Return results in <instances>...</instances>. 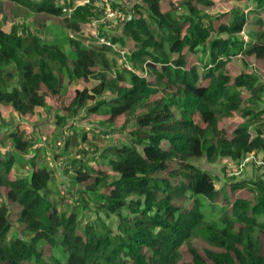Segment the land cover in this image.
Instances as JSON below:
<instances>
[{"label":"trees","instance_id":"trees-1","mask_svg":"<svg viewBox=\"0 0 264 264\" xmlns=\"http://www.w3.org/2000/svg\"><path fill=\"white\" fill-rule=\"evenodd\" d=\"M7 1L24 8L28 20L45 14L61 22L38 30L27 21L9 26L7 16L0 19V132L7 110L25 116L36 106L44 108L47 98L57 101L69 94L70 103L52 127L64 143H55L60 150L55 158L75 146L84 152L86 126L103 134L99 126L76 124L85 130L79 143L76 130H64L85 107L93 114L106 107L113 125L129 114L131 130L127 143L103 154L108 173L85 184L91 197L73 194L74 209L59 188L71 189L64 178L71 171L87 181V160L77 156L68 170L64 164L58 171L46 161L47 147L38 146L40 129L27 133L18 127L9 134L12 145L0 150V264H179L182 246L195 233L220 250L207 252L213 264L236 259L264 264V174L231 180L229 190L254 194L253 200L231 202L217 188L222 178L193 162L198 145L209 164L238 163L255 148L264 151V80L252 69L264 62V0H245L250 6L224 14L214 13L235 0H171L164 11V0H130L114 35L93 30L97 0L84 5L72 0L70 15L56 0ZM48 37L66 48L49 44ZM123 57L133 71L125 68ZM233 61L242 66L236 75L228 68ZM87 81L96 85H83ZM168 85L178 90L166 97L162 87ZM232 119L241 121L231 132L218 129L219 122ZM47 129L51 133L48 124ZM18 164L30 172L28 191L16 197V222L26 234L8 239L13 213L2 191ZM220 201H225L221 207ZM80 203L119 220L122 233L105 224L83 225ZM190 253L189 264H208L199 252Z\"/></svg>","mask_w":264,"mask_h":264},{"label":"rangeland","instance_id":"rangeland-1","mask_svg":"<svg viewBox=\"0 0 264 264\" xmlns=\"http://www.w3.org/2000/svg\"><path fill=\"white\" fill-rule=\"evenodd\" d=\"M98 1V0H97ZM120 1L121 0H113L111 2V5L114 8L120 7ZM130 1V0H129ZM136 4L140 0H133ZM171 0H164L160 5V10L164 11L167 10L168 5L166 2ZM72 2V0H71ZM99 2V1H98ZM131 2V1H130ZM131 6V5H130ZM243 7L246 8V6H250V2H246L245 0H235L231 1L229 5L227 6H221L218 7L215 10L214 14H224L229 11L232 7ZM27 11L11 2H8L7 0H0V19L3 16H7L10 24L13 22H20V21H27L28 23L35 24L36 28L38 30H43L46 26H50L51 24H59L61 22V18L51 17L48 15H36L34 18H30L29 20L26 18ZM66 14V13H65ZM68 15V14H66ZM97 21V28H94V32H100V30H105L107 32H110L109 34H117V31L120 28V24L112 22V21H105L103 11H99V17L96 20ZM49 38V37H48ZM46 41L49 44H54L56 46H59L61 49H65L61 42H59L56 39L49 38L46 39ZM229 70L234 74H238V72L241 70L242 66L239 62H231L228 66ZM252 69L257 72L261 76V78L264 80V62H256V66H252ZM9 70H11L9 68ZM9 85L11 86V81H8ZM77 83H75L72 88L73 90L77 88ZM83 85H87L89 88H92L96 85V82L94 81H87ZM178 90V86L176 85H168L165 87H162V91L166 95V97L171 96ZM72 98V94H69L67 97H60L55 100V98H47V103L44 108L41 107H35L33 109V112H30L26 114L25 116H22L20 113L14 111L13 109L7 110L5 112V122L1 125L3 129L0 132V150L6 151L9 149V147L12 145V141L9 138V134L13 132L18 127L21 129H25L27 133L32 132L35 129H40V133L43 135L44 139H47V151L46 152V161L49 163H52L53 168H59V170L63 171V165H67V170L70 168L71 162L77 157L80 156L81 158H85L88 162L86 165L87 168L90 170V176L87 181H79L80 175L71 171L70 174L66 175L64 173L65 180L68 181L70 184V194L73 196L75 193V196H81L82 198L89 199L91 196V193H88L86 191V185L88 182L92 181L96 176H103L107 174L106 167L108 165V161L103 158V154L109 150L110 148H113L114 146H122L125 143H127V140H129V131L131 130L130 123L127 125V120L129 119V114H126V116L119 119V121L116 124H109L107 122L108 120V109L106 107H103V109L100 110L99 113L93 114L88 111V108H83L78 112V115L76 116V122H74V126L70 125L68 128L66 127L64 130H71L73 129L77 131V135L79 137V143H81V138L83 135V129L79 128L77 125L82 124H92L93 126H99L103 130V134L100 132L94 134L91 131H88L89 127H86V131L88 134V140L83 144L84 152H82L78 147H72L68 150V152L64 153L62 156H59V158H55L54 152H59L60 150L55 149L54 145H59L61 142L62 145H64L63 141H61L59 138L60 130H56L53 133V126L54 122L56 121V115L58 114H64L62 111L63 109L68 106ZM262 107L264 108V102L262 103ZM33 107L30 105V109ZM74 118H70V122H73ZM240 119H232V120H225L222 122H219L217 124L218 129L222 130L223 128H226L228 132H231L237 123H239ZM47 124L51 128V133L48 132ZM77 124V125H76ZM127 125V129L123 130V125ZM81 125V126H82ZM72 126V127H71ZM70 132V131H69ZM201 137H204L206 132L201 131L200 132ZM42 143H40L38 146L41 147ZM44 146V143H43ZM88 150L89 152L85 151ZM56 150V151H55ZM95 153H91L94 152ZM197 155L196 158L193 160V162L202 167L205 170L211 171L219 177L222 178V181L217 184L218 189H224L229 197L231 202H234L236 199L242 197L246 199L253 200L254 194L249 191L245 190L243 193L241 191H232L229 190L230 188L227 186L231 180H244V179H253L255 176H262L264 174V169L262 165V161L264 158V151L260 150L258 148L253 149L250 153L246 155V157L238 162H217L215 164H209L206 159L203 157V155L199 152L200 147L198 145L197 147ZM85 152L87 154H85ZM32 156V155H31ZM43 152H40V158H42ZM86 156V157H85ZM100 156V158H97ZM105 164V165H104ZM106 166V167H105ZM99 168V169H98ZM225 168V169H224ZM237 172V173H235ZM29 169L25 168L21 165H16V168L12 172V175L10 176V186L9 188L3 189L2 194L4 196V200H9L12 205V213L11 216L13 228L11 232L8 235V239H13L15 237L19 236H25V232L21 226H19L16 222L17 215L19 214L20 208L16 204V197L18 194L24 191H28V185H27V178L29 174ZM113 171L110 172L112 174ZM226 184V185H224ZM63 186V185H62ZM226 186V187H224ZM228 187V188H227ZM54 198L56 200H59L57 198V193L55 191ZM70 198H68V201ZM73 201V200H72ZM74 202V201H73ZM1 203V199H0ZM220 207L225 204V201L218 202ZM80 207L78 208V213L80 216V220L83 223V225H86L87 223H94L98 224L100 227H102L104 224L107 225L109 228H111L114 232L122 233V227L119 220L115 218H110V220L106 219V214L102 211L96 210L95 207L92 205L88 207V209H84V206L79 204ZM70 209H74L73 206L69 205ZM76 207V206H74ZM62 210L68 209L67 206L62 205L60 206ZM208 211L210 209H207ZM98 227L99 230L102 228ZM264 242V237H263ZM191 251H197L200 254H202L208 264H213L208 258V251L218 252L220 250L214 248L211 246L206 238L199 234L195 233L191 236L189 240L185 242V244L182 246L180 250L181 259L179 264H189L192 262V255ZM264 252V250H263ZM50 255V248H47L46 256L48 257ZM240 259H236L235 264H241Z\"/></svg>","mask_w":264,"mask_h":264},{"label":"built area","instance_id":"built-area-1","mask_svg":"<svg viewBox=\"0 0 264 264\" xmlns=\"http://www.w3.org/2000/svg\"><path fill=\"white\" fill-rule=\"evenodd\" d=\"M99 2H97L98 6L100 7V10L103 11V15H104V20L105 21H112V22H115V23H118V22H122L125 20V14L123 12V10L125 8H127L128 6H130V2L129 0H121L120 1V7H117V8H114L112 5H111V2L113 0H98ZM56 2L63 7V11L64 13L70 15L73 11V8L72 6H70V3H71V0H56ZM90 3V0H79V3L78 5H84V4H89ZM97 21H95L93 23V27L94 28H97ZM244 35V38L246 41L249 40V37L247 36L246 32H243L242 33ZM101 42L103 44H106L107 46H111V43L109 41H106V40H101ZM119 52L124 56V53L121 52L119 50ZM238 58H240L241 56L238 55L237 56ZM124 59V62H125V68L129 71H133V67H132V64L131 62H128L126 60L125 57H123ZM88 127V126H86ZM88 131H91V128L89 127L88 128ZM99 131H97L96 133H98ZM48 141L47 139H42V145L41 147H45L47 142ZM43 143H44V146H43ZM60 146H63L62 143L60 142L59 145H57V147H60ZM49 163V162H48ZM50 165H52V163H49ZM262 165L264 166L263 164V161H262ZM28 169V168H27ZM264 169V168H263ZM56 170L58 171H61L59 170V168ZM237 173V172H235ZM60 194L61 196H63L65 199V203L69 204V205H76L75 202H73V196L70 194V190L68 188V185H61L60 188ZM68 198H70V200L68 201ZM73 200V201H72Z\"/></svg>","mask_w":264,"mask_h":264}]
</instances>
